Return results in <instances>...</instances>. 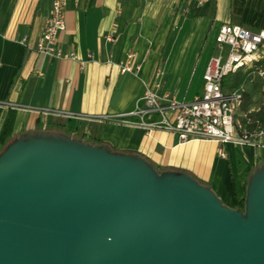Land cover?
Returning a JSON list of instances; mask_svg holds the SVG:
<instances>
[{
	"label": "crops",
	"instance_id": "0c3cea01",
	"mask_svg": "<svg viewBox=\"0 0 264 264\" xmlns=\"http://www.w3.org/2000/svg\"><path fill=\"white\" fill-rule=\"evenodd\" d=\"M50 10L51 0H0V101L29 108L0 104V130L12 122L8 142L33 132L101 142L140 154L158 171L187 172L236 207L249 174L264 163L263 150L210 139L179 142L170 130L146 131L96 116L131 110L146 86L158 96L193 100L210 56L219 50V26L263 28L264 0H67L58 46L73 51L74 59L35 50ZM128 54L137 71L120 70ZM259 55L264 67V42ZM237 85L243 99L236 115L264 103V76L238 70L222 81L224 90ZM174 112L165 111L170 121Z\"/></svg>",
	"mask_w": 264,
	"mask_h": 264
},
{
	"label": "water",
	"instance_id": "95a60500",
	"mask_svg": "<svg viewBox=\"0 0 264 264\" xmlns=\"http://www.w3.org/2000/svg\"><path fill=\"white\" fill-rule=\"evenodd\" d=\"M243 207L187 172L60 133L0 151V264H264V163Z\"/></svg>",
	"mask_w": 264,
	"mask_h": 264
},
{
	"label": "built area",
	"instance_id": "2783aa9c",
	"mask_svg": "<svg viewBox=\"0 0 264 264\" xmlns=\"http://www.w3.org/2000/svg\"><path fill=\"white\" fill-rule=\"evenodd\" d=\"M66 5L67 0H51L50 14L36 42V52L59 58L76 57L73 51L64 52L58 46L59 33L65 28ZM215 42L219 50L210 56L202 75L201 91L193 100H175L166 94L158 96L152 87L146 86L131 110L100 114L96 119L139 126L146 131L153 128L170 130L176 134L179 142L210 139L221 143L250 144L264 151V103L236 115L242 103L243 89L238 85L228 90L222 87L224 77L238 70L264 76L259 58V49L264 42V27L252 30L239 24L223 23L218 28ZM138 69L139 65L131 62V54L120 64L121 71L133 72ZM158 97L164 103H159ZM0 104L29 109L16 103L0 101ZM167 110L175 111L173 121L166 117ZM40 111L47 113L50 110ZM56 113L71 115L60 110H56ZM217 151L224 155L220 148Z\"/></svg>",
	"mask_w": 264,
	"mask_h": 264
},
{
	"label": "trees",
	"instance_id": "16d2710c",
	"mask_svg": "<svg viewBox=\"0 0 264 264\" xmlns=\"http://www.w3.org/2000/svg\"><path fill=\"white\" fill-rule=\"evenodd\" d=\"M11 127H12V122H11V118H9L4 125L2 126V129L0 130V151L6 146V144L8 143V137L11 131ZM95 144L98 145H103V143L101 142H93ZM110 150L112 151H117L113 148H110ZM236 207H243V199H239L236 201Z\"/></svg>",
	"mask_w": 264,
	"mask_h": 264
},
{
	"label": "rangeland",
	"instance_id": "374dc122",
	"mask_svg": "<svg viewBox=\"0 0 264 264\" xmlns=\"http://www.w3.org/2000/svg\"><path fill=\"white\" fill-rule=\"evenodd\" d=\"M261 67H262V65H261ZM262 68H264V67H262Z\"/></svg>",
	"mask_w": 264,
	"mask_h": 264
}]
</instances>
